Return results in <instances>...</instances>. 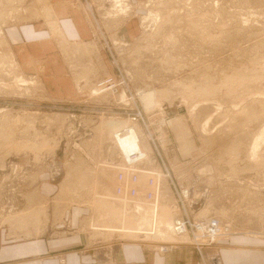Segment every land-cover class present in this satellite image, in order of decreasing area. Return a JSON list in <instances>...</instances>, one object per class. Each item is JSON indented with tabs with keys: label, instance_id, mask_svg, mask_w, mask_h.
Masks as SVG:
<instances>
[{
	"label": "rangeland",
	"instance_id": "374dc122",
	"mask_svg": "<svg viewBox=\"0 0 264 264\" xmlns=\"http://www.w3.org/2000/svg\"><path fill=\"white\" fill-rule=\"evenodd\" d=\"M92 1L103 39L88 40L99 48L94 64L75 43L71 59L61 52L79 94L67 98L23 67L5 33L32 17L34 0H0L7 238L43 236L80 205L79 230L94 244L203 254L231 236L264 240V0ZM111 18L128 21V39ZM106 77L110 93L95 86ZM40 177L57 191L48 195Z\"/></svg>",
	"mask_w": 264,
	"mask_h": 264
},
{
	"label": "crops",
	"instance_id": "0c3cea01",
	"mask_svg": "<svg viewBox=\"0 0 264 264\" xmlns=\"http://www.w3.org/2000/svg\"><path fill=\"white\" fill-rule=\"evenodd\" d=\"M51 1L56 4L67 39L96 42L103 39L101 33L95 31L102 19L98 5L92 0ZM86 13H90L89 16ZM128 25L126 21L120 28V34L125 39L129 38ZM47 28L42 20L34 19L8 24L5 33L23 67L42 77L54 97H78L70 67L63 60L56 37ZM107 39L104 37V40ZM38 182L48 195L57 191L48 179L41 180L40 177ZM86 212L82 206L73 205L64 222L49 227L43 236L37 238L8 239L7 229L0 228V264H211V257L216 255L221 264H264V249L260 246L261 238L257 236H231L208 247L203 254L183 245L161 251L135 241L118 245L106 242L94 244L90 232L79 230V223ZM64 229L70 231L67 234L56 233Z\"/></svg>",
	"mask_w": 264,
	"mask_h": 264
},
{
	"label": "bare ground",
	"instance_id": "6f19581e",
	"mask_svg": "<svg viewBox=\"0 0 264 264\" xmlns=\"http://www.w3.org/2000/svg\"><path fill=\"white\" fill-rule=\"evenodd\" d=\"M95 1V0H94ZM99 2H101L100 0H98ZM96 2V1H95ZM103 2V1H102ZM34 3H35V7H34V11L32 12V17L31 18H28V19H25L24 20V22H28V21H31V20H42L43 22H44V25L46 24L47 25V27L49 28V30H50V32H52V34H54V38L56 37V41H57V43H58V46L60 47V50H61V52L62 53H64L65 51H66V54L67 55H69V57L68 58H70L71 59V57H72V55H70L72 52H71V46L74 44L75 45V47H76V45L78 46V47H80L81 49H83L84 50V52L83 53H85V52H87V53H90L91 55V57H89V61L91 62V63H93L94 64V60L92 61V59H93V57H97L98 56V54H99V48H97L98 46H96L97 44L96 43H94V44H96V45H91V41L89 42L88 40H85V39H83V40H80V41H76V42H74V41H71V39H67L66 38V32H65V30H64V28H63V26L60 24V17H59V15H58V11H57V9H56V4L54 3V2H52L51 0H34ZM62 4H65V3H62ZM110 4H111V1H110ZM126 4V3H125ZM82 5V4H81ZM90 7V6H89ZM84 9V8H83ZM88 9V8H87ZM91 9V8H90ZM86 11V10H85ZM84 11V12H85ZM89 11V10H88ZM90 12H91V10H90ZM122 12H123V10H122ZM112 13H115V9L114 10H112V11H110V12H108V13H106V15H108V14H112ZM87 14V13H86ZM90 14V13H89ZM89 14H87L88 16H89ZM92 14V13H91ZM94 16V15H93ZM113 18V17H112ZM111 18V19H112ZM113 21V19L111 20V22ZM115 21V20H114ZM113 21V23L112 24H116V26L117 27H120L122 24H124V22H125V20H121L120 18L119 19H116V21L114 22ZM62 23H63V21H62ZM111 27V26H110ZM47 28V29H48ZM53 36V35H52ZM53 38V37H52ZM116 39H118V38H116ZM136 40V39H135ZM94 42V41H93ZM82 50V51H83ZM81 50L79 51V52H76L75 54L77 55V53H81L82 52ZM73 54V53H72ZM88 55V54H87ZM83 56V55H82ZM1 57V56H0ZM2 58H3V61L5 62H8L9 60H11V61H13V54H12V52L11 51H9V53L8 52H6V54H4V55H2ZM87 58V57H86ZM86 58H84L85 60H86ZM81 59V58H80ZM84 60V61H85ZM87 62V61H86ZM85 62V63H86ZM81 63H82V60H81ZM90 64V63H89ZM92 66V65H91ZM84 76V75H83ZM89 79H90V77H89ZM97 79V78H96ZM105 80V78H99V80H95V82H97L96 84H95V86H97L98 84H99V82H102V81H104ZM39 87L40 88H43V89H45V86H44V83H42V82H40V85H39ZM102 87L103 88H98V90H100V91H102V92H106V93H110V92H112L110 89H107L108 87L106 86V85H102ZM97 90V89H96ZM95 91V90H94ZM109 91V92H108ZM102 92H101V94H102ZM104 95H105V93H103ZM98 95V94H97ZM46 118V117H45ZM39 147V146H38ZM177 224H176V228H175V231H176V233L177 234H180L181 233V235H185L186 237H188V235H186L187 234V226H186V224L185 223H183V222H181V221H179V220H177V222H176ZM162 228H163V226H162ZM216 230V229H215ZM168 231V230H167ZM166 233H168V232H166ZM165 234V233H164ZM219 234V233H218ZM214 236H215V234H214ZM195 237H197V236H195ZM194 237V238H195ZM211 237H213V236H211ZM91 239V238H90ZM203 241V240H202ZM209 244V243H208ZM207 244V245H208Z\"/></svg>",
	"mask_w": 264,
	"mask_h": 264
},
{
	"label": "built area",
	"instance_id": "2783aa9c",
	"mask_svg": "<svg viewBox=\"0 0 264 264\" xmlns=\"http://www.w3.org/2000/svg\"><path fill=\"white\" fill-rule=\"evenodd\" d=\"M115 79V78H114ZM112 77H106L104 81L102 82H99V84L97 85V88H103L102 85H106V86H109V87H114L115 85V81ZM134 108H132L131 110H133ZM132 116L134 117V113H130L129 116ZM136 116V115H135ZM121 177V176H120ZM188 222V221H187Z\"/></svg>",
	"mask_w": 264,
	"mask_h": 264
}]
</instances>
